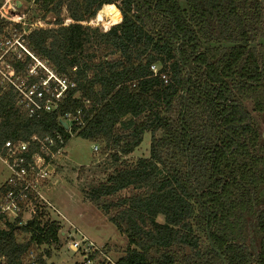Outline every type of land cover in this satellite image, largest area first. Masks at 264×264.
Listing matches in <instances>:
<instances>
[{
  "label": "trees",
  "instance_id": "16d2710c",
  "mask_svg": "<svg viewBox=\"0 0 264 264\" xmlns=\"http://www.w3.org/2000/svg\"><path fill=\"white\" fill-rule=\"evenodd\" d=\"M4 2L0 38L20 37L8 60L16 76L39 81L43 72L29 70L41 62L75 86L58 109L30 117L1 76L0 145L53 132L103 145L116 166L91 200L132 191L103 203L128 239L117 264H224L208 233L226 264H264L263 1L21 0L51 16L26 29L2 16ZM108 5L114 23L90 24ZM78 110L81 123L66 128L60 117ZM146 132L149 157L128 162ZM7 224L4 264H24L33 244L64 242L60 224L42 216ZM20 231L30 238L18 241Z\"/></svg>",
  "mask_w": 264,
  "mask_h": 264
},
{
  "label": "rangeland",
  "instance_id": "374dc122",
  "mask_svg": "<svg viewBox=\"0 0 264 264\" xmlns=\"http://www.w3.org/2000/svg\"><path fill=\"white\" fill-rule=\"evenodd\" d=\"M18 0H5L1 8L2 16L11 22H24L26 29L31 22L46 25L51 19L48 16L43 18V13L37 12L34 4H22L17 7ZM21 1V0H20ZM264 3V0H261ZM116 7L108 5L102 9L104 19L98 20L96 16L90 24L111 25L114 21L111 17L114 15ZM15 31V30H14ZM12 31V38H0V73L7 71L6 63L10 55L20 53L19 38ZM35 73L47 71L40 66ZM260 130L264 132V124L259 123ZM264 144V141H263ZM94 145L98 150H94ZM151 146V134L146 132L141 145L135 151L126 157L128 162H135L138 158L149 157ZM264 148V146H263ZM116 166L111 158L104 154L103 145L99 142H92L76 135L66 143L65 151L55 161L53 170L54 174L48 181L47 189H44V195L49 200L52 207L42 215L44 220L57 221L62 231H73V226L77 229L76 234H83L89 240L104 251L108 256L117 261L124 256L128 248V239L125 234L121 233L114 223L109 220L105 214L103 203L117 201L120 196H128L131 190H124L118 195L102 198L100 201H92L89 191L92 187L105 182L109 173ZM9 176L8 169L0 160V185H2ZM113 213H115L112 210ZM163 221V217L158 218ZM204 237V236H203ZM18 241L28 240L30 235L20 231L17 234ZM205 238V237H204ZM36 257L41 256L46 264H81L82 257L78 252L72 251L67 240L57 245L33 244L31 249ZM49 253V254H48ZM29 258L26 254L24 264H28Z\"/></svg>",
  "mask_w": 264,
  "mask_h": 264
},
{
  "label": "built area",
  "instance_id": "2783aa9c",
  "mask_svg": "<svg viewBox=\"0 0 264 264\" xmlns=\"http://www.w3.org/2000/svg\"><path fill=\"white\" fill-rule=\"evenodd\" d=\"M23 49L28 52L24 47ZM38 65L47 73L43 72L45 77L42 76L39 81L33 83L26 77L16 76L11 64L6 63V73H0V77L15 87L19 104L30 117H39L44 112L58 109L65 91L75 86L68 77L56 75L41 62H38ZM151 68L157 73L156 65ZM35 70L36 67L31 68L29 75L38 76L40 73H35ZM162 77L166 79V75ZM80 112L81 110H78L77 114L67 112L60 120L65 121L70 128L74 121L81 123ZM33 145H36L37 149L32 151ZM65 146L64 138L59 132H53L43 138L33 136L30 140H6L0 145V160L9 172L6 181L0 185V228L7 227L8 222L25 226L52 207L43 191L48 188V181L54 174L55 161L63 154ZM93 147L98 150V146ZM73 228V231H63V236L68 247L81 255V264H117V261L112 260L86 236L79 234L78 237L75 233L77 229L74 226ZM28 258V264H38L33 250L28 252ZM4 263L5 257L0 255V264Z\"/></svg>",
  "mask_w": 264,
  "mask_h": 264
},
{
  "label": "water",
  "instance_id": "95a60500",
  "mask_svg": "<svg viewBox=\"0 0 264 264\" xmlns=\"http://www.w3.org/2000/svg\"><path fill=\"white\" fill-rule=\"evenodd\" d=\"M16 5H17V7H20V6L22 5V2H21L20 0H18V1L16 2ZM61 123H62L66 128H68V125H67V123H66L65 121H61ZM208 237H209V243H210L211 247L214 248V250L220 255V257H221L222 261L224 262V264H226V263H225V257L220 253V251H219L218 249H216V248L213 246L212 240H211V238H210V233H208Z\"/></svg>",
  "mask_w": 264,
  "mask_h": 264
}]
</instances>
